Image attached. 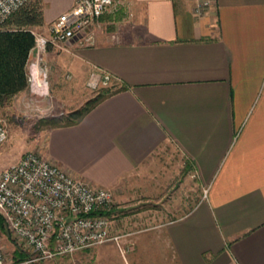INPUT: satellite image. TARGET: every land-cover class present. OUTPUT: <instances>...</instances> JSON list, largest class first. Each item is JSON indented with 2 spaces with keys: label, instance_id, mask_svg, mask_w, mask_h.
Listing matches in <instances>:
<instances>
[{
  "label": "crops",
  "instance_id": "0c3cea01",
  "mask_svg": "<svg viewBox=\"0 0 264 264\" xmlns=\"http://www.w3.org/2000/svg\"><path fill=\"white\" fill-rule=\"evenodd\" d=\"M74 3L42 0L35 28L49 35ZM196 4L118 0L94 44L49 45L54 70L124 86L47 129L40 153L113 191L126 264H264V0Z\"/></svg>",
  "mask_w": 264,
  "mask_h": 264
},
{
  "label": "built area",
  "instance_id": "2783aa9c",
  "mask_svg": "<svg viewBox=\"0 0 264 264\" xmlns=\"http://www.w3.org/2000/svg\"><path fill=\"white\" fill-rule=\"evenodd\" d=\"M32 0H0V30L7 19ZM118 0H75L71 10L58 17L50 26L49 35L35 27V45L30 55L37 57L27 72L31 91L45 94L49 71L44 56L50 44L62 45L80 38L85 44L95 43V27L100 18ZM216 0H197L195 11L204 14ZM109 73L94 72L87 85L91 88L109 85ZM8 139V130L0 119V146ZM113 193L103 187L70 175L35 151H28L16 162L0 170V214L10 231L25 241L36 253L30 261L74 253L119 236L111 235V219L107 210ZM0 264H8L0 246Z\"/></svg>",
  "mask_w": 264,
  "mask_h": 264
},
{
  "label": "rangeland",
  "instance_id": "374dc122",
  "mask_svg": "<svg viewBox=\"0 0 264 264\" xmlns=\"http://www.w3.org/2000/svg\"><path fill=\"white\" fill-rule=\"evenodd\" d=\"M48 50L44 56V62H42L49 71L47 92L45 94L29 95L30 101L26 100L22 106L11 102L0 107V119L8 130V139L0 146V170L16 163L28 151H35L42 155L40 152L45 146L44 134L47 129L52 128L41 123L40 120L43 117H67L71 112L85 108L89 101L97 96L102 89L118 87L111 81L109 85L91 88L87 83L85 84V82H88L87 80L79 83L72 76L69 78L66 70L56 71L53 69L48 58ZM37 60L35 55H30L26 67L27 72L29 71L28 66L30 67L32 63H36ZM111 192L113 193V191ZM191 194L193 196V188ZM116 208L113 193V199L109 207L107 210L102 211L110 216L112 236H119L124 232V228L119 227L120 215H115L114 210ZM139 211V209L130 210L124 212V215ZM113 225L118 226L112 230ZM25 244V241H21L10 231L6 222H4V226L0 224V246L5 251L8 264H105L102 256H105L106 264H126L127 250H123L125 243L123 238L120 239V236L118 240L111 239L105 243L74 253L52 258H41L35 261L30 260L36 256V253L30 246L26 247ZM20 250L25 253L23 256L16 255Z\"/></svg>",
  "mask_w": 264,
  "mask_h": 264
},
{
  "label": "trees",
  "instance_id": "16d2710c",
  "mask_svg": "<svg viewBox=\"0 0 264 264\" xmlns=\"http://www.w3.org/2000/svg\"><path fill=\"white\" fill-rule=\"evenodd\" d=\"M43 23L42 0H32L21 6L7 19L6 26L14 25L15 29L0 31V107L10 104L15 95L28 85L26 67L31 49L35 45V35L29 28L43 25ZM123 88L124 86L102 89L85 108L73 111L67 117H43L40 121L47 127L73 125L102 99ZM4 222V217L0 214V224L4 226ZM18 252L17 256L25 254L23 251L19 254Z\"/></svg>",
  "mask_w": 264,
  "mask_h": 264
}]
</instances>
